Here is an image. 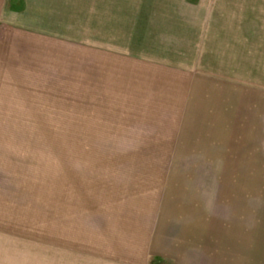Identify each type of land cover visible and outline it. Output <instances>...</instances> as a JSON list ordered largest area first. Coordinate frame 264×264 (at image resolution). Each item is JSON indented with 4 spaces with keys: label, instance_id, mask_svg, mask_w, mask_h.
<instances>
[{
    "label": "rangeland",
    "instance_id": "obj_1",
    "mask_svg": "<svg viewBox=\"0 0 264 264\" xmlns=\"http://www.w3.org/2000/svg\"><path fill=\"white\" fill-rule=\"evenodd\" d=\"M26 7L0 13V264H102L152 232L264 264V0Z\"/></svg>",
    "mask_w": 264,
    "mask_h": 264
},
{
    "label": "crops",
    "instance_id": "obj_2",
    "mask_svg": "<svg viewBox=\"0 0 264 264\" xmlns=\"http://www.w3.org/2000/svg\"><path fill=\"white\" fill-rule=\"evenodd\" d=\"M18 1V2H17ZM29 1H38V0H0V13H2L3 18L7 16L8 13L11 14L14 13L15 15V20L17 23L16 25H19L22 27V21H19L24 15L27 13L28 7L25 9H21V5L24 2H29ZM44 1V0H43ZM50 2V0H48ZM19 4L18 6L16 5ZM50 8V5H49ZM49 8H44L43 10L40 11H48ZM29 10V9H28ZM6 23L5 20L2 19L0 20V39L1 37V31L5 28ZM19 27V28H21ZM48 28L51 26H47ZM28 31H22V30H15L14 34H24L27 33ZM30 32V31H29ZM3 36V35H2ZM158 235L156 233L152 232L150 236L147 238V243L144 248L143 246V254L140 255L138 252H133L132 254H127L126 253H119V252H108L105 255L100 254V262L102 264H189L188 261V254L186 251L183 250V247L180 246L179 244H172V242L168 243L167 246H165V242H158ZM113 244L115 243L112 241ZM111 242V243H112ZM261 254L259 255V258L263 259L264 258V252L262 251V247L260 248ZM103 253V252H102ZM138 254V255H136ZM146 255V257H144ZM142 256V257H138ZM258 259V257H257ZM194 264H197L196 261Z\"/></svg>",
    "mask_w": 264,
    "mask_h": 264
}]
</instances>
